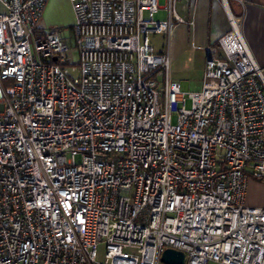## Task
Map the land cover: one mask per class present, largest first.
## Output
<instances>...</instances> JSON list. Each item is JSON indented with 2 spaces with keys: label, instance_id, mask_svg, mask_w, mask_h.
I'll use <instances>...</instances> for the list:
<instances>
[{
  "label": "built area",
  "instance_id": "2783aa9c",
  "mask_svg": "<svg viewBox=\"0 0 264 264\" xmlns=\"http://www.w3.org/2000/svg\"><path fill=\"white\" fill-rule=\"evenodd\" d=\"M69 1L77 62L48 0H0V264H264V74L239 19L185 93L151 43L177 0Z\"/></svg>",
  "mask_w": 264,
  "mask_h": 264
},
{
  "label": "crops",
  "instance_id": "0c3cea01",
  "mask_svg": "<svg viewBox=\"0 0 264 264\" xmlns=\"http://www.w3.org/2000/svg\"><path fill=\"white\" fill-rule=\"evenodd\" d=\"M65 1L72 13L70 1ZM226 1L177 0L176 10L184 21L176 22L169 35L161 34L167 39L161 48L153 45L156 51L169 53L174 81L181 83L180 79L197 77L199 83L203 82L205 48L230 30L229 12L239 19L244 39L264 74V0ZM53 4L57 1L48 0L45 16ZM161 14H165V18L157 19L156 15ZM156 15V20L169 18L168 11L163 8ZM173 71L176 78L172 76Z\"/></svg>",
  "mask_w": 264,
  "mask_h": 264
},
{
  "label": "rangeland",
  "instance_id": "374dc122",
  "mask_svg": "<svg viewBox=\"0 0 264 264\" xmlns=\"http://www.w3.org/2000/svg\"><path fill=\"white\" fill-rule=\"evenodd\" d=\"M57 4H53L54 7H51V10L46 13L44 18V24L47 29L56 28L59 30L60 35L65 39L66 43L70 48V57L73 62L78 61V52L76 48V43L73 35L72 25L74 23V15L71 13V10L68 6H65V0H56ZM165 4V0H159V5L163 6ZM2 6L0 5V10ZM147 16V13H146ZM165 14L156 15L157 19L165 18ZM164 35L161 34H152L151 35V43L158 49L161 48L164 44ZM173 78L175 77L174 71L172 72ZM181 83V91L188 93L193 91H198L201 88V84L199 83L197 77L192 79H180ZM191 101L188 99L187 106L190 107ZM80 160V158H78ZM247 204L250 206H263L264 205V182L251 178L249 181L248 193H247Z\"/></svg>",
  "mask_w": 264,
  "mask_h": 264
},
{
  "label": "water",
  "instance_id": "95a60500",
  "mask_svg": "<svg viewBox=\"0 0 264 264\" xmlns=\"http://www.w3.org/2000/svg\"><path fill=\"white\" fill-rule=\"evenodd\" d=\"M161 259L166 264H184L185 254L179 250L167 249Z\"/></svg>",
  "mask_w": 264,
  "mask_h": 264
}]
</instances>
